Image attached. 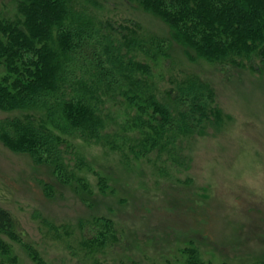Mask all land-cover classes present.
<instances>
[{
  "label": "rangeland",
  "instance_id": "obj_1",
  "mask_svg": "<svg viewBox=\"0 0 264 264\" xmlns=\"http://www.w3.org/2000/svg\"><path fill=\"white\" fill-rule=\"evenodd\" d=\"M67 1L91 23H135L157 56L141 58H152L146 88L104 110L100 142L63 136L69 183L11 149L1 131L43 115L0 108V207L29 245L0 234V264H264V62L192 61L171 28L136 3ZM13 5L0 0L1 15ZM12 78L0 65V84ZM189 80L212 88L218 121L160 133L151 102Z\"/></svg>",
  "mask_w": 264,
  "mask_h": 264
},
{
  "label": "trees",
  "instance_id": "obj_2",
  "mask_svg": "<svg viewBox=\"0 0 264 264\" xmlns=\"http://www.w3.org/2000/svg\"><path fill=\"white\" fill-rule=\"evenodd\" d=\"M125 2L161 18L192 61L200 57L232 64L236 58L251 60L256 55L264 62V0ZM11 11L6 16L0 12V65L13 76L7 85L0 84V108L42 114L44 122L26 115L27 122L6 121L1 131L11 149L29 152L37 162L52 166L59 181L69 183L70 148L63 136L100 142L102 131H108L104 110L120 96L126 99L146 88L152 58H141L157 55L135 23L123 27L88 22L67 0H14ZM213 97L211 87L189 80L166 90L163 101L151 102L150 119L160 133L199 131L211 118L218 121L211 110ZM76 160L72 167L78 166ZM0 234L29 246L2 207Z\"/></svg>",
  "mask_w": 264,
  "mask_h": 264
}]
</instances>
